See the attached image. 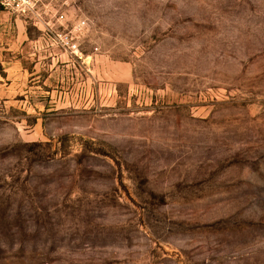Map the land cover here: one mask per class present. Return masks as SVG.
Instances as JSON below:
<instances>
[{"label": "rangeland", "instance_id": "rangeland-1", "mask_svg": "<svg viewBox=\"0 0 264 264\" xmlns=\"http://www.w3.org/2000/svg\"><path fill=\"white\" fill-rule=\"evenodd\" d=\"M73 62L0 12V264H264V0H62Z\"/></svg>", "mask_w": 264, "mask_h": 264}, {"label": "built area", "instance_id": "built-area-1", "mask_svg": "<svg viewBox=\"0 0 264 264\" xmlns=\"http://www.w3.org/2000/svg\"><path fill=\"white\" fill-rule=\"evenodd\" d=\"M67 2V1H66ZM62 0H0V12L6 11L29 20L44 38L52 40L70 56L81 61V17L71 20Z\"/></svg>", "mask_w": 264, "mask_h": 264}]
</instances>
